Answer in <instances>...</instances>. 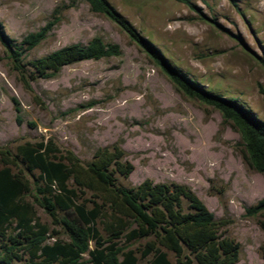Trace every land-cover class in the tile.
<instances>
[{
    "label": "rangeland",
    "instance_id": "374dc122",
    "mask_svg": "<svg viewBox=\"0 0 264 264\" xmlns=\"http://www.w3.org/2000/svg\"><path fill=\"white\" fill-rule=\"evenodd\" d=\"M108 1L177 68L264 119V0ZM0 24L17 43L46 29L22 55L29 87L0 39V146L16 152L27 141L52 139L88 162L98 147L118 142L135 166L127 178L117 174L119 184L151 178L190 186L227 222L222 234L240 243L236 264H264V215L246 214L264 198V175L243 160L241 134L219 109L178 91L126 31L86 0H0ZM96 36L118 44L120 54L66 65L50 78L30 77L32 60ZM25 173L32 187L26 200L49 227L46 242L69 241L34 200L41 197L34 183L39 172ZM145 242L124 238L118 245L148 264ZM89 258L84 254L82 264H91ZM170 258L175 264L173 253Z\"/></svg>",
    "mask_w": 264,
    "mask_h": 264
},
{
    "label": "trees",
    "instance_id": "16d2710c",
    "mask_svg": "<svg viewBox=\"0 0 264 264\" xmlns=\"http://www.w3.org/2000/svg\"><path fill=\"white\" fill-rule=\"evenodd\" d=\"M86 1L94 12L126 31L178 91L219 109L224 122L241 134L243 160L264 175V119L237 98L206 88L177 68L108 0ZM45 33L43 28L17 43L4 34L0 24V39L28 87L22 55L26 48L39 44ZM120 52L118 44L96 36L87 45L74 43L32 60L30 77L50 78L66 65ZM125 155L118 142L98 147L88 162L72 150L59 148L52 139L27 141L18 145L16 152L0 146V238L4 239L0 264H82L86 253L91 264H139L134 249L118 245L124 238L128 242L146 240L141 255L151 256L148 264H174L170 253L175 264H236L240 260V243L222 234L227 222L217 220L190 186L151 178L135 186L119 184L117 174L127 178L135 168ZM24 168L29 173L39 172V181L34 183L41 197L34 200L63 227L69 241L46 242L49 227L40 221L34 204L26 200L32 187ZM246 214L264 215V198L247 207ZM259 224L264 228V219Z\"/></svg>",
    "mask_w": 264,
    "mask_h": 264
}]
</instances>
